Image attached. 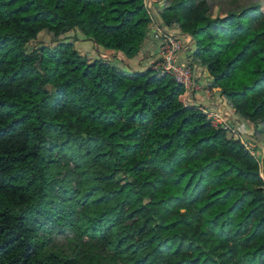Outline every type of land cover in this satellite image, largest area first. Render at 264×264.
<instances>
[{
  "label": "trees",
  "instance_id": "obj_1",
  "mask_svg": "<svg viewBox=\"0 0 264 264\" xmlns=\"http://www.w3.org/2000/svg\"><path fill=\"white\" fill-rule=\"evenodd\" d=\"M159 1L208 87L264 126L262 0ZM152 20L145 0H0V264H264L258 146L168 73L57 39L130 59Z\"/></svg>",
  "mask_w": 264,
  "mask_h": 264
},
{
  "label": "rangeland",
  "instance_id": "obj_2",
  "mask_svg": "<svg viewBox=\"0 0 264 264\" xmlns=\"http://www.w3.org/2000/svg\"><path fill=\"white\" fill-rule=\"evenodd\" d=\"M153 1H159V0H152L151 3L152 7H153L152 4L155 3ZM262 5L264 9V0H262ZM57 39L72 41L74 47L77 48L82 54L86 55L88 59L93 58L92 57L93 55H91V52L93 51H97L99 56H102L104 58L106 57V59H112L113 61H115V63L121 59L120 58L121 56L116 54L117 52L99 50V48L93 42L85 39L84 35H82L79 31L76 30L73 31L69 30L65 33H62ZM183 39H184L183 41L189 45V48L187 44L185 45V48L183 49V53H188L185 55L191 57L190 49L193 47V44L191 43L192 41L191 37L189 35H185ZM54 40L55 38L51 33H49L48 31H42L38 34L36 39L30 41L27 44V47L28 49H32L33 47H37L40 44H53L55 43ZM145 51H146L145 47L142 48L141 53L142 55H145L143 59H145L146 61L147 54L145 53ZM139 57L140 55L137 58L138 60ZM182 57H184V55H182ZM191 62L195 68L193 73V81L195 83V87L193 89L190 88L191 90L190 91L188 90L186 96L188 95L191 100L190 102H193L195 105L198 106L200 104L201 106L206 107L209 113L212 112L215 114L216 113L219 114L220 115L219 120H215V116L209 118L214 125H219L220 123H223L224 124L223 127L226 128L228 136L238 137L244 145H246L247 142H250L253 145L258 146V152L256 153V155L257 156L259 155V158L261 159L259 160L261 170L263 169L261 175L264 179V164H262L264 158V146H263L264 144L263 141L260 140L263 139L264 137V126H262L261 124L254 126V124L248 120H243L240 118L235 119L227 101L224 99L223 96H220L219 99L214 100L215 95L217 98V94H215L217 93L216 88H212L210 95H207L205 93V89L208 87L212 78L206 69L202 68L200 65H197V63H195V61L192 59ZM132 64L133 65L137 64L135 59ZM139 69H144V68L140 67ZM195 94H197L196 97ZM181 95L180 98H182ZM261 127H262V134L260 133L261 137H259V135H256V131L261 129ZM253 152L255 151L253 150Z\"/></svg>",
  "mask_w": 264,
  "mask_h": 264
},
{
  "label": "built area",
  "instance_id": "obj_3",
  "mask_svg": "<svg viewBox=\"0 0 264 264\" xmlns=\"http://www.w3.org/2000/svg\"><path fill=\"white\" fill-rule=\"evenodd\" d=\"M152 0H145V5L153 17L150 28L153 29V38L156 40V49L152 53L150 59V66L156 73L162 75L168 73L171 75L177 82L181 83L184 87L183 95L181 101L185 105H195L193 102H190V98L187 94L188 90L190 91L195 87L193 81L194 66L190 60L189 56H186L183 53L186 43L183 41L184 33H181L178 29L168 28L159 22L155 18L153 8L151 6ZM184 55V57H182ZM106 58V57H105ZM191 88V89H190ZM211 88L207 87L205 93L210 95ZM196 107L201 109L207 114L208 117L215 116V120L220 119L219 114L209 113L206 107L201 106L200 104ZM223 127V123H220ZM248 144V143H247Z\"/></svg>",
  "mask_w": 264,
  "mask_h": 264
},
{
  "label": "crops",
  "instance_id": "obj_4",
  "mask_svg": "<svg viewBox=\"0 0 264 264\" xmlns=\"http://www.w3.org/2000/svg\"><path fill=\"white\" fill-rule=\"evenodd\" d=\"M153 2H155L156 3V1H153ZM160 2V1H159ZM155 3H153L152 5H153V11H154V7L156 8V5H157V3H156V5H155ZM151 29V31H150V33H149V35L147 36V38L145 39V41H144V43H143V46H142V48H144L145 47V49H146V51H145V53L147 54V58H146V61H145V59H143L144 58V56L145 55H142V53H141V51H142V48H141V50H140V52L135 56V57H133V58H130V59H124V57H123V55H122V53H116V54H118L119 56H121L120 58H121V60H124L125 62H126V64L130 67V68H132V69H139L140 67H142V68H146V66H148L149 65V61H150V59H151V57H152V53L153 52H155L154 50L156 49V40L153 38V34H152V32H153V29L152 28H150ZM187 44V43H186ZM188 45V44H187ZM188 48H189V45H188ZM184 54H188V53H184ZM140 55V57H139V60L137 59L138 58V56ZM134 59H135V61H136V63L137 64H135V65H133L132 63H133V61H134ZM136 67V68H135ZM215 94H217V93H215ZM197 96V94H195V97ZM219 95L217 94V98H216V95L214 96V100H216V99H219ZM209 102V101H208ZM255 146V145H254Z\"/></svg>",
  "mask_w": 264,
  "mask_h": 264
}]
</instances>
